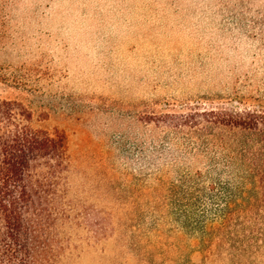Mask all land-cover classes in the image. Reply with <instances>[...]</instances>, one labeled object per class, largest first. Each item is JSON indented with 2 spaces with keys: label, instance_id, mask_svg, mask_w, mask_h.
<instances>
[{
  "label": "rangeland",
  "instance_id": "1",
  "mask_svg": "<svg viewBox=\"0 0 264 264\" xmlns=\"http://www.w3.org/2000/svg\"><path fill=\"white\" fill-rule=\"evenodd\" d=\"M0 100L65 143L45 264H264L261 186L237 228L177 210L216 218L239 175L212 112H264V0H0Z\"/></svg>",
  "mask_w": 264,
  "mask_h": 264
},
{
  "label": "trees",
  "instance_id": "2",
  "mask_svg": "<svg viewBox=\"0 0 264 264\" xmlns=\"http://www.w3.org/2000/svg\"><path fill=\"white\" fill-rule=\"evenodd\" d=\"M212 113V124L240 130L239 175L225 182V204L215 209L216 218L206 219L212 212L203 210V216L192 219L194 212L177 207L183 228L191 230H205L208 224L237 228L241 224L234 225L239 221L232 216L252 208L246 194L264 188V112ZM30 120L29 111L0 100V264H45L55 252L60 227L71 221L62 204L68 168L64 140L34 128ZM263 221L251 236L264 233Z\"/></svg>",
  "mask_w": 264,
  "mask_h": 264
}]
</instances>
